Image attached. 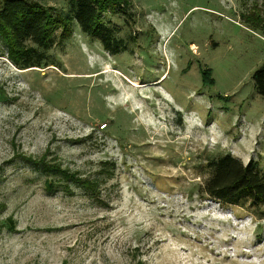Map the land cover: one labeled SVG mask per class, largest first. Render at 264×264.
Segmentation results:
<instances>
[{
	"label": "rangeland",
	"instance_id": "374dc122",
	"mask_svg": "<svg viewBox=\"0 0 264 264\" xmlns=\"http://www.w3.org/2000/svg\"><path fill=\"white\" fill-rule=\"evenodd\" d=\"M101 17L116 54L73 20L20 68L0 37V264H264V203L202 190L225 154L264 174V0Z\"/></svg>",
	"mask_w": 264,
	"mask_h": 264
},
{
	"label": "trees",
	"instance_id": "16d2710c",
	"mask_svg": "<svg viewBox=\"0 0 264 264\" xmlns=\"http://www.w3.org/2000/svg\"><path fill=\"white\" fill-rule=\"evenodd\" d=\"M67 11L57 17L37 2L0 0V37L8 45L12 60L20 68L35 66L41 54L27 42L47 49L55 41V30L73 20L80 30L96 38L110 53H118L121 40L114 30L103 24L101 15L108 9L120 8L124 0H66ZM59 36L62 37L60 34ZM255 92L264 97V62L252 74ZM211 175L203 183V191L222 204L264 203V174L255 162L243 164L225 154L209 163Z\"/></svg>",
	"mask_w": 264,
	"mask_h": 264
}]
</instances>
